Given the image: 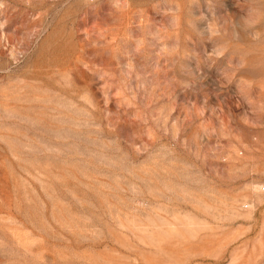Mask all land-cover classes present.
Here are the masks:
<instances>
[{"label": "rangeland", "instance_id": "374dc122", "mask_svg": "<svg viewBox=\"0 0 264 264\" xmlns=\"http://www.w3.org/2000/svg\"><path fill=\"white\" fill-rule=\"evenodd\" d=\"M0 264H264V0H0Z\"/></svg>", "mask_w": 264, "mask_h": 264}]
</instances>
